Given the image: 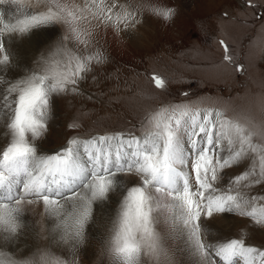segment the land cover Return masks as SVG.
<instances>
[{"label": "snow or ice", "instance_id": "6c2138e0", "mask_svg": "<svg viewBox=\"0 0 264 264\" xmlns=\"http://www.w3.org/2000/svg\"><path fill=\"white\" fill-rule=\"evenodd\" d=\"M249 6L255 7L251 0ZM149 11L164 20L174 15L163 5ZM136 15L117 0H0V264H69L48 249L20 258L3 250L20 248L26 209L41 203L52 225L47 233L67 247L72 264L93 226L105 231V254L114 264H165L166 244L181 239L200 264L238 258L264 264V250L246 245L243 233L218 243L203 239L218 214L238 213L264 226V195H249L264 185V121L221 108L161 105L142 118L140 135L70 138L53 153L41 151L56 99L79 94L93 65L105 59L74 48H87L94 21L119 30L135 25ZM57 24L66 34L29 68L33 49ZM17 41L22 47H13ZM220 43L223 60L234 64ZM152 80L165 89L164 78ZM227 170L233 174L225 185Z\"/></svg>", "mask_w": 264, "mask_h": 264}, {"label": "rangeland", "instance_id": "374dc122", "mask_svg": "<svg viewBox=\"0 0 264 264\" xmlns=\"http://www.w3.org/2000/svg\"><path fill=\"white\" fill-rule=\"evenodd\" d=\"M117 2L134 11L137 22L119 30L93 22L87 48L74 50L80 55L99 51L105 59L93 65L80 84L79 94L56 99L49 131L39 141L42 152L53 153L70 138L83 140L128 131L140 135L142 118L161 105L221 108L229 114L236 111L264 121V0H251L255 7L249 6V0ZM150 5L171 7L174 15L169 20L159 18L149 11ZM49 32L47 42L31 55L29 68L57 45L66 28L57 24ZM220 41L229 46L241 71L223 60ZM153 75L166 80L165 89L155 87ZM249 163L250 158L241 168ZM231 173L227 170L229 179ZM249 195H264V185L254 186ZM233 217L239 222L228 226L227 236L240 239L243 233L246 245L264 250V226L238 213H230L229 218ZM23 220L26 228L20 248L3 250L13 251L20 258L21 253L30 256L38 249H48L72 264L67 247H58L46 231L52 225L45 219L42 203L28 206ZM89 229L87 240L76 251L75 264H114L105 254V231L95 226ZM165 264L173 263L167 259Z\"/></svg>", "mask_w": 264, "mask_h": 264}, {"label": "bare ground", "instance_id": "6f19581e", "mask_svg": "<svg viewBox=\"0 0 264 264\" xmlns=\"http://www.w3.org/2000/svg\"><path fill=\"white\" fill-rule=\"evenodd\" d=\"M68 2L72 3L73 0H68ZM74 2L77 4H82V0H74ZM17 42H15L13 44V47L14 48L22 47V44H19ZM36 49H33L31 55H33V53ZM30 57L27 60V65H28V61H29ZM228 177H229V175H225V177L222 181L223 184H225V185L227 184V182L229 180ZM229 217H230V213L229 214H218L216 221H215V227L211 228L210 229V235L204 236L203 239L206 242H210V243H218V242H222V241H225L228 239H232L229 236H227V235H230L228 232V230L230 231L228 226L235 221H237V222H239V221L237 219H235L234 217L233 218H229ZM237 225H239V224H237ZM234 228H236V227H234ZM166 248L168 250V260L170 261V263H173V264H200L201 258L198 257L192 251L189 244L183 239L168 242L166 244ZM237 260H238L237 264H243L242 260H240L239 258Z\"/></svg>", "mask_w": 264, "mask_h": 264}]
</instances>
